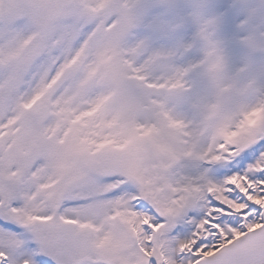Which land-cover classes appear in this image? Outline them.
<instances>
[{"label":"snow or ice","instance_id":"snow-or-ice-1","mask_svg":"<svg viewBox=\"0 0 264 264\" xmlns=\"http://www.w3.org/2000/svg\"><path fill=\"white\" fill-rule=\"evenodd\" d=\"M80 5L81 0H56L47 4L35 0H0V44L4 49L16 46L20 34L39 22L47 25L43 36L48 47L35 55L24 75L28 76L49 59L55 61L50 70H60V99L51 106L43 105L19 128H10L18 117L0 123L4 129L0 136L10 138L4 144L5 150L10 143L27 142L25 157L32 170L56 169L61 176L79 171L82 187L91 190L96 180L95 170L119 165L118 147L131 144L144 150L140 142L145 137L160 142L180 140L188 123L173 115L180 104L173 94L185 88L184 77L191 70L203 69L212 83L225 78L235 82L242 74L254 72L243 90L261 95L253 103H240L233 112L234 120L229 117L216 129L221 139L225 131L232 132L236 137L233 147L237 149V154L218 167L216 174L227 176L247 169L245 174L250 179L264 182V0L259 5L250 0H235L224 13L210 11V5L205 2L188 5L183 20L195 24L196 31L192 41L183 47L188 50L198 45L202 56L195 63L170 68L164 76L153 75L159 70L156 62L161 53H146L143 41L129 40L131 29L144 20L147 10L133 15L121 0H106L87 9ZM233 14L240 18L235 43L241 49L242 62L229 75L226 40L221 38L220 29L224 18ZM90 36L110 43L99 58L80 52ZM20 71L15 63L0 67V81L6 82L0 91V109L5 112L19 99L22 86L18 87L10 76ZM46 91L47 87L36 96ZM34 102V98L19 99L17 106L27 109ZM225 103L231 105L233 101L229 98ZM49 114L55 117V122L45 126ZM141 115L146 118L143 123L138 122ZM119 192L116 189L108 195L116 196ZM227 195L233 199L239 197L245 203L243 211L247 215L207 216L225 231L221 233L206 224L209 235L198 239L188 256L193 261L199 260L193 253L211 248L214 257L205 258L201 264H209L210 260L214 264H264V207L245 201L238 190ZM50 198L58 201L60 208L71 206L73 216L101 210V205L89 197L73 198L68 183L51 193ZM208 199L215 208L226 207L211 195ZM16 204L17 201L11 200L0 207V264H77L81 240L79 233L66 226L73 222L68 220L67 213L48 217L50 223L34 225L26 216L12 210ZM127 206L151 214L155 217L150 219L153 224L166 219L167 214L157 211L150 195L137 198L134 203L129 201ZM188 214L203 215L196 211ZM253 225H259V230ZM143 227L147 232L152 231L148 224ZM187 231L185 225L172 229L181 234ZM234 232H242L243 238L236 236L229 243ZM149 264H157L154 256L149 257Z\"/></svg>","mask_w":264,"mask_h":264},{"label":"rangeland","instance_id":"rangeland-1","mask_svg":"<svg viewBox=\"0 0 264 264\" xmlns=\"http://www.w3.org/2000/svg\"><path fill=\"white\" fill-rule=\"evenodd\" d=\"M36 3H55L56 0H35ZM106 0H81V7L87 9L92 5L105 3ZM128 5V11L133 15L147 10L144 20L131 29L129 40L131 43L143 41L146 53H161L157 60L159 70L154 76H164L175 66L184 67L190 62L195 63L202 56L199 46L185 50L183 45L192 41L196 25L184 21L187 6L192 3L205 2L210 5V11L224 13L226 7L235 0H121ZM259 5L261 0H250ZM169 4L178 6L170 9ZM239 17L235 14L226 16L220 29V36L226 40V52L229 57V75L241 64V49L235 43ZM180 25L176 27V25ZM39 41V44H37ZM48 43L43 35L36 32L35 26L23 31L14 47L4 49L0 44V67L15 63L21 71L10 76L17 86H22L18 93L19 99L34 98L30 108L21 109L16 104L8 112L0 109V123L16 119L11 129L19 128L25 120L37 113L43 105L51 106L60 99L58 81L60 70L51 71L54 60H46L35 68L31 74L24 73L32 64L35 55L45 50ZM110 47L107 40L97 41L90 36L80 50L82 55L99 58ZM72 55H75L73 53ZM254 75V72L242 74L233 82L225 78L212 83L204 75L203 69H193L185 77V88L173 95L180 101L173 115L187 121L188 128L182 133L177 142L154 141L145 137L140 142L145 148L138 150L131 144H125L116 149L120 163L106 169L95 170L96 180L91 190L82 187V173L73 171L69 175L61 176L56 169L45 171L43 168L32 170L26 161V143H10L5 150L4 144L10 138L0 136V207L17 201L13 211L26 216L34 225L50 223L48 217H57L67 213V227L79 233L80 249L76 255L77 264H147L136 246V234L129 221L118 215L114 209L113 196L108 193L115 189L105 188V176H122L134 187L140 189V197L151 196V202L158 212L167 214L162 227L153 236L154 253L159 261L160 241L166 230H172L179 223L180 217L186 213L194 203L195 192H187V203L184 208H174L170 199L177 192L173 180L185 177H197L203 174L202 163H213L222 166L220 154L223 151L222 143H235V135L225 131L223 138L216 134V129L227 122L229 117L234 120L233 112L240 103H253L261 95L260 92H245L244 85ZM5 81H0V91ZM231 85V87H229ZM47 91L37 97L36 93ZM221 89H224L222 92ZM158 99L161 97H157ZM233 103L228 105L226 100ZM215 106V107H214ZM171 107V104L169 105ZM141 115L138 122H145ZM253 120L256 117H252ZM55 117L51 114L44 121L45 126H52ZM4 129L0 127V133ZM229 144V143H228ZM203 160L204 162H200ZM175 170V172H174ZM173 171V173H172ZM68 183L72 197L76 190L82 191L84 197L98 202L101 210L95 214L72 215V208H60L59 202L50 198L62 185ZM83 198V197H82ZM197 212L203 207L195 205ZM78 221V223H75ZM134 237V238H133ZM138 245V243H137Z\"/></svg>","mask_w":264,"mask_h":264},{"label":"bare ground","instance_id":"bare-ground-1","mask_svg":"<svg viewBox=\"0 0 264 264\" xmlns=\"http://www.w3.org/2000/svg\"><path fill=\"white\" fill-rule=\"evenodd\" d=\"M238 176H241V172L236 173ZM220 176L217 175L214 172H211L210 169H208L203 175L198 176L193 179L192 186H197L205 182H209L211 185H217L219 182ZM243 179L236 181L237 183L231 182V184L234 186L232 187V191H239L242 196L244 197L245 201L255 202L257 204H260L262 207H264V183H261L260 181L255 182V184H243L241 183ZM118 179H111V180H105V185L107 187H115L116 189H120V192L113 196V203H114V209L115 212L118 215L124 216L125 219H127L134 230V233L137 236V240L139 243V246L144 250L146 253L150 252V249L153 247V236L156 232H158L161 228V222L157 223H151L150 219H155V217L151 216V214L146 212H140L137 211L134 208L128 207V202H135L137 198H139L138 191L125 184L120 183ZM180 187H187L188 183L185 182H176ZM231 190H227L228 192H232ZM74 196L77 197H84L85 195L80 190H76L73 193ZM231 198V197H230ZM234 201H240L239 197L233 199ZM228 205H231L232 203L230 201H227ZM245 208V203L243 201L238 202V205H236V208H233L231 205L229 208L225 207V209L220 210L218 213H224L225 214H233V213H239L240 215H247L243 210ZM229 210H234V212H231ZM213 214V213H212ZM211 214V215H212ZM210 215V216H211ZM215 219V216H213V220ZM208 222L213 223L212 221L206 219ZM144 224H148L149 227L152 229L151 232H147L144 229ZM211 227L217 228L218 231H221L219 227L213 223ZM258 227V228H257ZM259 225L254 226L253 228L259 230ZM209 235L208 229H204L200 235H194L192 238H184L182 237L183 234L181 233H169L166 234L163 239L160 242V252L162 256L163 264H178L180 253L182 251H188L192 249V245L201 237ZM241 238H243V233L240 235ZM197 252H201V250H197ZM207 252V251H203Z\"/></svg>","mask_w":264,"mask_h":264},{"label":"water","instance_id":"water-1","mask_svg":"<svg viewBox=\"0 0 264 264\" xmlns=\"http://www.w3.org/2000/svg\"><path fill=\"white\" fill-rule=\"evenodd\" d=\"M37 28L43 33L44 32V29H45V25L42 24V23H38L37 24ZM212 257H214V253H212V254H210V255H208L206 257H203V258H201V259L193 262L192 264H201V262L204 261L205 258H212ZM209 264H214V262L212 260H210L209 261Z\"/></svg>","mask_w":264,"mask_h":264}]
</instances>
